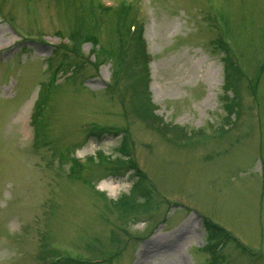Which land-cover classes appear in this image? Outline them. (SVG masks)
Segmentation results:
<instances>
[{
    "label": "rangeland",
    "instance_id": "374dc122",
    "mask_svg": "<svg viewBox=\"0 0 264 264\" xmlns=\"http://www.w3.org/2000/svg\"><path fill=\"white\" fill-rule=\"evenodd\" d=\"M129 1L0 0V264H264V0Z\"/></svg>",
    "mask_w": 264,
    "mask_h": 264
},
{
    "label": "trees",
    "instance_id": "16d2710c",
    "mask_svg": "<svg viewBox=\"0 0 264 264\" xmlns=\"http://www.w3.org/2000/svg\"><path fill=\"white\" fill-rule=\"evenodd\" d=\"M133 38V37H132ZM136 44V43H135ZM131 45H132V43H131ZM131 45H130V47H131ZM103 52H105V50L103 51ZM224 59L227 61V63H228V65L226 66V81H225V85H226V89H229V87L232 85V74H234V75H237V76H241V74H240V71H239V69L238 68H236L234 65H233V63H232V61L230 60V57L228 56V54L224 57ZM232 66V68H233V70H234V72H232L231 73V70H230V67ZM230 70V71H229ZM142 80H143V82H144V78L142 77ZM148 103L149 104H146V105H142L143 106V108H140V111H142L143 113H145V114H148V115H151V112H152V107H151V104H150V102L148 101ZM122 147H124V148H126V150L124 151L125 152V154H128L129 153V149L127 148V141H125L124 139H123V144H122ZM77 164V163H76ZM131 164V163H130ZM137 173L138 174H140V172L139 171H137ZM144 176V175H143ZM144 180H145V178H143ZM146 182V181H145ZM146 187H148V189H146V188H143V192H149V191H151V189H150V187H149V184L147 183L146 184Z\"/></svg>",
    "mask_w": 264,
    "mask_h": 264
},
{
    "label": "bare ground",
    "instance_id": "6f19581e",
    "mask_svg": "<svg viewBox=\"0 0 264 264\" xmlns=\"http://www.w3.org/2000/svg\"><path fill=\"white\" fill-rule=\"evenodd\" d=\"M243 157L246 158L245 155H243ZM86 164H87V161H86V163L84 164V166H85ZM107 187L110 188V189L113 190V191H115V189H116V186H115L114 184L107 185Z\"/></svg>",
    "mask_w": 264,
    "mask_h": 264
}]
</instances>
